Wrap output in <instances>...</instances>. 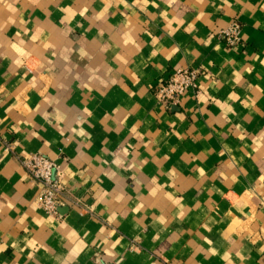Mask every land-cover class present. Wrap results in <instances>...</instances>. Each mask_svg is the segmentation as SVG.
Here are the masks:
<instances>
[{"label": "crops", "instance_id": "obj_1", "mask_svg": "<svg viewBox=\"0 0 264 264\" xmlns=\"http://www.w3.org/2000/svg\"><path fill=\"white\" fill-rule=\"evenodd\" d=\"M179 69L197 93L166 110ZM97 261L264 264V0H0V264Z\"/></svg>", "mask_w": 264, "mask_h": 264}, {"label": "built area", "instance_id": "obj_2", "mask_svg": "<svg viewBox=\"0 0 264 264\" xmlns=\"http://www.w3.org/2000/svg\"><path fill=\"white\" fill-rule=\"evenodd\" d=\"M241 34L240 24L233 22L225 30L220 31L217 38L229 49H233L241 44ZM199 75L197 70H176L155 89V100L166 110L178 106L186 92L197 91ZM5 151L14 155L11 145H7ZM18 162L29 182L39 188L36 205L46 216L58 219V210L64 205L65 198L62 174L58 166L41 155L20 158ZM96 264L103 263L97 261Z\"/></svg>", "mask_w": 264, "mask_h": 264}]
</instances>
